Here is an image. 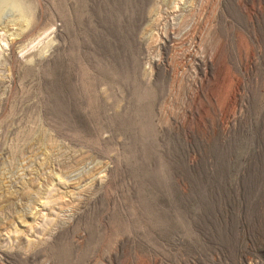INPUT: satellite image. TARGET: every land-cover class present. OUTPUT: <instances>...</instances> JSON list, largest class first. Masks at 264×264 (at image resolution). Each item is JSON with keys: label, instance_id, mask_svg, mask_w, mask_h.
Listing matches in <instances>:
<instances>
[{"label": "rangeland", "instance_id": "1", "mask_svg": "<svg viewBox=\"0 0 264 264\" xmlns=\"http://www.w3.org/2000/svg\"><path fill=\"white\" fill-rule=\"evenodd\" d=\"M0 264H264V0H0Z\"/></svg>", "mask_w": 264, "mask_h": 264}, {"label": "bare ground", "instance_id": "2", "mask_svg": "<svg viewBox=\"0 0 264 264\" xmlns=\"http://www.w3.org/2000/svg\"><path fill=\"white\" fill-rule=\"evenodd\" d=\"M195 21V20H194ZM206 21V20H205ZM197 22V21H196Z\"/></svg>", "mask_w": 264, "mask_h": 264}]
</instances>
